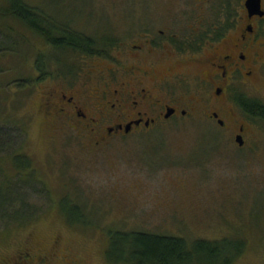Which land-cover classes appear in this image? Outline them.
I'll list each match as a JSON object with an SVG mask.
<instances>
[{
	"label": "rangeland",
	"instance_id": "obj_1",
	"mask_svg": "<svg viewBox=\"0 0 264 264\" xmlns=\"http://www.w3.org/2000/svg\"><path fill=\"white\" fill-rule=\"evenodd\" d=\"M31 2L62 20L69 14L74 19L69 24L71 29L97 38L114 36L117 27H126L121 22L125 17L144 15L148 3ZM175 4L177 1L151 0L148 10L161 11ZM7 44L12 45V52L4 62L11 67L5 83L15 79L19 85L0 88V147L5 145L6 152L15 154L0 161V171L13 177L5 186L7 197L18 204V199H26L28 206L18 207L23 211L37 210L34 216L38 218L21 223L33 224L29 229L37 241L61 230L66 249L84 253L91 264H111L109 255H119V247L111 249V235L118 232L133 237L129 232L149 231L190 242L222 241L227 249L235 248L229 251L234 254L233 264H264V130L254 133L242 147L230 131L219 127L197 106L185 117L160 119L152 130L142 129L144 134L123 136L116 132L105 141L102 131L100 137L94 130L78 133L61 121L52 124L43 102L51 91L68 95V83H84L87 87L96 84L98 77L88 79L85 75L86 70L90 72V64H84L77 54L60 50L55 55L65 66L56 74L53 61L52 73L39 82H30L31 77L38 76L34 65L39 53L36 50L41 47H30V42L27 44L16 31L8 32ZM96 62L104 69L116 64ZM184 86L177 93L191 92L188 85ZM96 139L101 143L95 145ZM17 177L24 184L45 186L49 195L37 193L38 188L30 186L16 191ZM86 217L94 225L77 223ZM5 224L0 223V234L6 235L0 243L15 244L23 235L15 228L22 225L6 228Z\"/></svg>",
	"mask_w": 264,
	"mask_h": 264
},
{
	"label": "flooded vegetation",
	"instance_id": "obj_2",
	"mask_svg": "<svg viewBox=\"0 0 264 264\" xmlns=\"http://www.w3.org/2000/svg\"><path fill=\"white\" fill-rule=\"evenodd\" d=\"M144 1V15L121 21L126 27L115 30L110 52L76 53L97 82L68 83V95L51 91L43 102L51 123L96 137L102 131L106 141L116 132L144 134L198 106L234 140L242 136L245 147L264 130V0H172L177 4L161 11ZM97 60L116 64L99 68ZM184 85L191 92L177 93ZM32 225L15 228L23 234L15 244L0 243V264H91L66 249L63 231L37 241Z\"/></svg>",
	"mask_w": 264,
	"mask_h": 264
},
{
	"label": "trees",
	"instance_id": "obj_3",
	"mask_svg": "<svg viewBox=\"0 0 264 264\" xmlns=\"http://www.w3.org/2000/svg\"><path fill=\"white\" fill-rule=\"evenodd\" d=\"M72 21L74 19L69 14L62 20L40 7L33 6L31 0H0V88L4 86L7 89L11 83L18 84L15 79L12 82L7 81L5 83V75L11 67L4 62H6L8 53L12 52V45L7 44L8 32H19L27 44L30 42V47H34L35 44L41 47V50L34 48L39 51L34 65L38 76L37 78L31 77L30 82H39L52 73L53 61L57 66L56 74L59 72L58 69L61 70L65 66L59 62V57L55 55L60 50L70 51L74 54L80 52L92 54L98 48H103L102 50L107 52L111 51L115 43V34H113L114 36L103 34L97 38L74 28L71 29L69 24ZM29 34H31L32 39ZM15 90L18 91L19 89L16 88ZM254 118L257 117L254 116ZM6 126H10V124ZM9 131H11L10 128ZM15 132L13 133L16 134ZM4 147L6 146L0 147V161L7 159L10 155L15 156L14 152H6L3 149ZM0 176L3 178H0V223H6L5 227L8 228L38 218L34 216L37 210L31 213L29 210V212H26L18 208L28 206L23 194L17 196L25 199H18L17 201L20 204L12 201L15 199L7 197L5 186L13 177H8L1 171ZM15 181L18 184L16 191H19L20 188L22 190L27 189L30 186L34 189L38 188L37 193L49 195L45 186L44 188L40 185L36 187L37 183L35 182H29L31 185H28L29 183L24 184L19 177ZM8 202H14L18 205L12 207L8 205ZM29 208L32 209V207ZM77 223L80 225H94V221L88 220L87 217L79 219ZM129 233L135 236L131 237L118 232L113 235L110 234L111 249L113 251L114 246L119 247L116 251L119 257L113 258L109 255L110 260H112L109 262H114L113 264H227V261L234 255L230 252L235 250V248L232 250L227 249L224 247V242L218 240L197 239L190 242L182 237L170 235H162V237L158 233L154 234L149 231H131ZM129 250L131 252L135 251V253H128Z\"/></svg>",
	"mask_w": 264,
	"mask_h": 264
},
{
	"label": "water",
	"instance_id": "obj_4",
	"mask_svg": "<svg viewBox=\"0 0 264 264\" xmlns=\"http://www.w3.org/2000/svg\"><path fill=\"white\" fill-rule=\"evenodd\" d=\"M236 140H237V142H238L240 145H243L244 142H243L242 136H238Z\"/></svg>",
	"mask_w": 264,
	"mask_h": 264
},
{
	"label": "bare ground",
	"instance_id": "obj_5",
	"mask_svg": "<svg viewBox=\"0 0 264 264\" xmlns=\"http://www.w3.org/2000/svg\"><path fill=\"white\" fill-rule=\"evenodd\" d=\"M129 41V40H128Z\"/></svg>",
	"mask_w": 264,
	"mask_h": 264
}]
</instances>
